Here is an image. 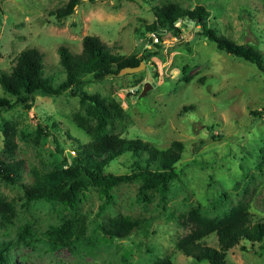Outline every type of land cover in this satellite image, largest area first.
I'll use <instances>...</instances> for the list:
<instances>
[{"label":"rangeland","instance_id":"rangeland-1","mask_svg":"<svg viewBox=\"0 0 264 264\" xmlns=\"http://www.w3.org/2000/svg\"><path fill=\"white\" fill-rule=\"evenodd\" d=\"M67 1L0 0V71L9 70L21 50L35 47L44 54V75L58 84L65 78L58 48L79 53L86 35L100 37L114 53L141 58L140 71L89 83L85 90L114 98L125 110L114 134L159 148L181 141L184 150L175 165L180 177L169 183L164 199L155 190L143 196L141 181L134 179L116 186L110 203L93 185L80 193L75 207L54 199L26 201L21 184L33 180L32 170L69 165L79 145L91 140L73 119L83 113L78 97L37 94L30 106L17 104L1 114L0 156H7L1 128L7 124L14 129L13 158L23 167L15 182L0 179V196L13 206L11 215H0V241L11 245L15 264H156L164 257L174 264H205L176 247L188 230L178 221L192 207L217 219L244 206L251 223L264 222V73L218 49L193 21H178L179 33L159 28L157 41L146 27L165 3L189 9L202 4L217 33L264 55V0H80L70 15L56 18L54 11ZM146 82L151 88L140 96ZM0 96L14 98L1 85ZM201 139L206 143L196 149ZM133 170L130 153L105 167L116 175ZM120 218L138 219L139 225L109 239L100 225ZM67 220L74 222L73 235L60 246L50 230ZM204 241L218 247L215 233ZM226 257L234 264H264L261 242L241 240Z\"/></svg>","mask_w":264,"mask_h":264},{"label":"trees","instance_id":"trees-1","mask_svg":"<svg viewBox=\"0 0 264 264\" xmlns=\"http://www.w3.org/2000/svg\"><path fill=\"white\" fill-rule=\"evenodd\" d=\"M80 0H68L64 6L56 9L53 14L62 19L70 15ZM181 24L193 21L200 26L216 47L227 53L241 57L255 64L264 73V55L253 45L238 44L229 37L217 33L208 21V11L202 4L193 8H183L168 2L155 8V20L146 30L160 36L159 28H169L179 33ZM60 63L65 78L54 84L51 78L44 75V54L38 48H24L16 56L9 70L0 71V85L13 99L0 96V118L5 111L17 104L30 106L35 95L58 96L68 93L79 98L83 113H74L73 119L87 132L91 140L77 148V154L71 163L49 172L40 173L32 170L33 180L22 183L21 188L26 201L39 199H54L64 205L75 207L80 193L89 185L97 188L106 203L112 201V190L121 183L134 179L141 181L140 191L147 196V191L155 190L164 199L169 183L179 179L180 172L175 165L181 160L184 144L174 140L166 148H159L140 138H124L114 134L117 121L126 118L125 110L114 98H106L99 93H89L85 86L89 83L102 82L105 79L118 77L126 66H137L142 61L135 55L124 56L114 53L112 49L98 36L86 35L82 39V49L73 53L65 46L58 48ZM148 56L143 57L146 59ZM183 72H189L187 66ZM4 134V152L6 158L0 156V179L4 182H15L21 173L23 161L14 159L15 151L14 129L4 124L1 126ZM40 131L44 126L38 125ZM43 134L52 136L50 131ZM214 137V136H212ZM206 143L199 140L196 149ZM130 153L133 156L134 170L129 174H112L105 172L108 163L117 156ZM264 159V157H263ZM145 200L147 198H144ZM13 213V206L0 196V215L2 218ZM178 223L187 228V232L177 239L176 247L193 262L205 264H234L226 253L232 247L239 245L241 240L251 243L261 242L264 253V222L251 223L249 213L244 206H239L232 213H224L222 218L204 217L199 207H192L183 214ZM139 225L138 219H111L107 225L101 224L104 234L112 239L125 237ZM74 222L64 221L59 226H52L50 233L56 244H70L73 235ZM23 232L30 233L28 227ZM215 233L218 247L205 243L204 238ZM10 244L0 241V264H15L9 256ZM242 249L244 248L243 246ZM156 264H174L170 258L159 259Z\"/></svg>","mask_w":264,"mask_h":264},{"label":"water","instance_id":"water-1","mask_svg":"<svg viewBox=\"0 0 264 264\" xmlns=\"http://www.w3.org/2000/svg\"><path fill=\"white\" fill-rule=\"evenodd\" d=\"M145 63L141 61L137 66H126L122 69V73H134L140 71L144 67ZM151 88V84L146 82L140 96L144 95L145 92Z\"/></svg>","mask_w":264,"mask_h":264},{"label":"built area","instance_id":"built-area-1","mask_svg":"<svg viewBox=\"0 0 264 264\" xmlns=\"http://www.w3.org/2000/svg\"><path fill=\"white\" fill-rule=\"evenodd\" d=\"M176 25H177V23H176ZM154 39L157 41V39H158V38H157V36H156V35H155V38H154Z\"/></svg>","mask_w":264,"mask_h":264}]
</instances>
